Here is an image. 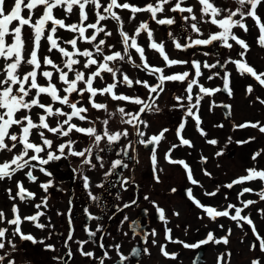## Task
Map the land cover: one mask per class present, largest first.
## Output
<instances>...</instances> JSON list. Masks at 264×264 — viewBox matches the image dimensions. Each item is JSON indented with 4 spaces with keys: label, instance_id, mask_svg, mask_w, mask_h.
<instances>
[{
    "label": "snow or ice",
    "instance_id": "snow-or-ice-1",
    "mask_svg": "<svg viewBox=\"0 0 264 264\" xmlns=\"http://www.w3.org/2000/svg\"><path fill=\"white\" fill-rule=\"evenodd\" d=\"M233 2L236 5L234 8L219 5L216 0H155L154 3L148 2L143 6L132 0H0V154H11L10 160L0 163V182L13 181L16 188L14 193L11 187L6 188L8 199L12 202L11 217L5 210L0 209V225H4L0 226V252H3L0 254V264H16L11 253L3 251L6 247H10L12 252L17 251L16 238L21 242L40 244L48 252L57 251L54 244L45 243V239L38 240L33 234L25 233L22 225L28 222L39 230L54 228L46 210L49 208L50 189L56 186L53 173L47 166L69 160V157L79 158L78 169H72L74 178L79 176L88 199L101 210L102 214L94 215L85 207L84 214L87 221L97 223L94 228L86 223L83 230L87 239L75 240L73 201L70 199L67 212H57V215L67 216L69 230L63 241L67 251L63 256L53 255L52 261L55 264H70L74 253L69 242L75 243L79 255L87 258L92 264L112 261L110 252L113 249L119 258V264H125L133 257L139 260L142 254L151 255L148 247L133 248L130 256L124 255L119 243L105 242L106 237L111 235L104 228L105 216L113 219L118 213L137 205V199L122 205L114 204L109 208L104 198L92 191L93 184L90 177L85 174V169L92 171L98 166L103 169L105 162L101 153L111 152L114 147L118 148L116 154L123 158L113 160L104 177L107 179L118 176L119 180L116 183L122 191H128L134 181L116 170L128 169L130 165L125 162L126 160H135L139 163L136 155L137 145H142L146 149L152 146L150 161L153 179L156 183H160L158 172L162 169L157 167V148L161 141L166 139L165 134L169 129L164 128L158 134L148 136L141 126L146 129L150 125L142 116L146 112L161 111L156 101L165 92L167 83H186L184 89L186 95H174L173 99L176 103L171 109L183 111L181 122L175 132L179 143L172 144L164 158L169 164L181 166L191 185L203 188L200 181L194 178L190 165L183 159L173 158V151L183 146L195 147L194 143L184 135L189 118L194 121L200 136H208L202 127L201 102L205 97L214 96L221 91H226L231 96L232 88L230 72L225 70L221 77L220 71H215L205 77L202 69L211 71L218 66L226 69L227 64L231 63L235 65L236 71L241 76L253 78L261 88H264V72L257 71L245 58L251 50V45L234 31V29L242 30L244 34L250 35L252 28L255 27L258 31L256 43L264 48V0H233ZM121 11L129 13V22L136 20L137 14L148 13L156 25L167 26L169 29L167 35L178 51L188 52L197 48L215 46L218 42L221 47L229 50L233 49L234 44L238 45L242 49L238 53L240 58L229 57L223 63L219 59L215 63H208L171 58L166 51L165 42L154 39L153 30L147 20L140 21L134 32L130 34L124 27ZM73 17L76 22H67ZM249 20L253 23L249 24ZM110 21L116 23V33L108 29ZM204 25L215 26L218 30L209 31L205 36ZM172 26L182 29L181 38H177L171 30ZM61 30L69 34V38H65ZM142 34H146L149 41L147 48L155 51L162 58L163 67L154 66L149 62L146 48L138 41ZM114 35L118 39L113 42L111 38ZM117 44L120 45L119 48ZM201 54L209 56L212 53L205 51ZM134 55L138 56L139 63L134 59ZM126 64L147 73L149 77H155V80L150 82L131 77L124 70ZM178 66H189L194 71H177ZM109 76L111 82H108ZM216 77L223 80V89L209 88L201 82V78L213 80ZM101 81L103 86L100 85ZM121 85L128 89H134L135 86L146 89L149 94L147 100L139 95L130 96L120 92ZM195 89H198V92ZM246 92L248 94L254 92L251 84L247 86ZM100 97L139 107L133 112L118 106L116 112H109L108 104L100 101ZM256 100L264 105V99L257 96ZM213 107H216L215 102L210 104L209 109ZM223 107L230 110L231 106L223 105ZM92 111L96 115H91ZM101 113H107V118H101ZM116 113L120 115L121 124L130 125L134 132L130 133L127 128L110 130V120ZM230 114L229 111L228 115ZM216 127L222 128L224 125L218 124ZM233 128H252L264 134V123L260 121L234 124ZM133 135L136 137L135 140L132 139ZM81 136L91 140V144L83 149L78 148ZM255 139L249 137L246 140H237L235 143L244 145ZM122 140L126 142L121 143ZM228 140L229 143L233 142L231 137ZM206 143L215 146L218 140L206 139ZM223 154L224 151L221 149L215 155L219 157ZM262 154L264 149L257 150L252 154V160L257 161ZM201 161L206 163L207 157L201 156ZM36 171L48 179L41 181L40 177L34 174ZM245 172L246 175L239 176L226 185H217L214 191H204L205 196L216 197L221 192V188L231 190L240 186L237 199L241 206L229 203L225 208L219 209L202 203L194 195L192 187L185 189V195L211 221L228 218L241 229L245 225L249 226L255 237L249 250L256 251V241H258V250L261 253L260 256L253 258L250 264H264V236L258 231L251 214H242L251 206L264 202V169L254 166L245 169ZM203 174L209 178L212 176L207 169H203ZM19 176L24 177L32 185H38L45 195L38 197L36 192L30 191L25 186V179H20ZM253 182H257L256 187L251 186ZM94 187L108 191L105 183L96 184ZM56 190L62 191V189ZM171 191L175 193L177 189L172 188ZM246 194H255L259 200H241L240 198L245 197ZM37 199L39 203H36ZM115 199H121L119 192L116 193ZM143 199L154 206L158 220L164 225V239L167 241V243H159L156 239L158 232L152 229L151 232L144 231L143 244H149L151 237V245L159 244L160 254L164 258L176 261L179 257V253L168 250V244L182 245L185 249H200L210 243L215 245L229 243L231 228L227 229V235L219 238L209 231L206 238L195 243L174 238L173 229L168 227L170 221L165 209L155 201H151L148 196H144ZM225 199H227L226 195ZM21 204L33 206L36 209L35 213L22 215ZM257 212L264 216V208L257 209ZM144 213L147 214V209H144ZM172 215L179 217L180 213L173 211ZM42 217L47 219L48 223H44ZM128 220L129 217L124 215L118 230ZM130 227L134 234H139L138 230L141 226L138 221H133ZM219 227L224 228V225L220 224ZM185 231L187 232V229ZM52 234L49 232L47 239H51ZM123 234L128 235L127 232ZM90 244L97 246L101 254L97 255L94 251L87 250L86 245ZM231 255V252L221 253L217 257V264H229ZM199 260L198 255L193 264H197Z\"/></svg>",
    "mask_w": 264,
    "mask_h": 264
},
{
    "label": "rangeland",
    "instance_id": "rangeland-1",
    "mask_svg": "<svg viewBox=\"0 0 264 264\" xmlns=\"http://www.w3.org/2000/svg\"><path fill=\"white\" fill-rule=\"evenodd\" d=\"M218 1H222V0H218ZM132 2L137 3L140 6H143L148 2L154 3L155 0H132ZM120 15L124 19L125 29L130 34L134 32L136 26L139 24L140 21L147 20L150 28L153 30L154 39H156L158 42L159 41L165 42L166 51L170 54L171 58L187 59V56H184L180 51L174 48L172 41L167 35L169 29L164 28L163 26L160 25H156L155 22L150 19L148 13L137 14V19L131 22L128 21L129 13L127 11H121ZM67 22H71V19ZM108 29L116 33V29H117L116 23L114 21L108 22ZM171 30L174 32L175 30H177V27L176 28L172 27ZM203 31L205 33V36H207L209 31H215V26L204 25ZM66 34L67 33H64V36ZM174 34L177 36V38H181L179 33L176 34L174 32ZM193 36L195 38V34H193ZM257 36H258V31L256 33V37ZM111 39L114 42L116 39H118V37L114 35V37ZM138 41L146 48L149 61L150 63L152 62L151 63L152 65L164 64V62H162L159 59L155 51L151 50L150 48H147L149 41L147 39L146 34H142L141 37L138 38ZM81 46L83 47L84 45ZM119 47L120 45L117 44V48ZM259 48L260 47H258V44H256L254 64L257 68V71L264 72V48H260V49ZM195 57L196 55L193 56V59ZM200 57H202V54H200ZM200 57L199 59H201ZM211 58L213 60H216V58H219V56L217 57L209 56L208 59L211 61ZM125 67H127V69L130 70V66L128 64L124 65V70ZM183 69H184L183 66H178L176 68L177 71H181ZM236 78L238 77L234 75V80H235L234 89L236 94L233 101L235 117H236V119L233 118L234 123L240 122L245 119L260 121L264 123V105L260 104L256 100L257 96H259L261 99H264V89H262L259 85L256 84L258 88L254 89L253 94H248L245 91V88L243 87L244 84V82H242L243 78L241 79L239 78L236 79ZM166 87L167 85H165V89ZM250 101H252L253 104H249ZM158 102H159V106L161 107L160 108L161 111L158 114V117L150 118L147 121L150 126L154 127L153 129L150 127L145 129L147 135L148 132L149 133L157 132L158 134L159 127L162 128L164 126H167L168 123L172 120L174 122L176 111L171 109L173 104H175L176 102L170 99L169 95L167 94V90L166 92L160 95ZM105 117L107 118V113L105 114ZM110 122L111 123L109 124V126L111 128L113 127V124L115 123L118 124L119 114L116 113V115L110 120ZM227 126L228 125L226 124V127ZM168 135H170V133H168L165 136L167 139L170 138V136ZM249 137H255L256 139L255 141L249 144L239 145L237 151L235 152H232L231 149H229L228 152L224 153L222 156L219 157L215 156L214 149H212L211 147L208 148L204 144L203 140H200L198 138H195L194 140V144L196 145L195 148L184 152H175L176 154H178V157L180 159L187 156V163H189L193 169L194 178L198 179L200 181V184L203 185V188L192 185L196 189L195 196L198 197L199 199L201 198L202 203L210 204L219 209L225 208L229 203L236 204L237 206H241L240 201L237 199V192L240 186H236L234 187V189L231 190L227 188H221V192L218 193L216 197H207L204 195V191L205 190L214 191L217 185H221V186L226 185L231 182L232 178L246 175L245 169L249 167L255 166L257 168L264 169V154H262L261 157H258L257 161L252 160V154L254 152L260 149H264V134H261L258 130L255 129L252 131L250 130L244 133H240L238 137L232 136V139L238 138L239 140H246ZM235 140L232 141L235 143ZM88 142L90 143L91 140L88 139ZM165 144H166V139L161 141V144L157 148V160H158L157 167L158 169H162V171L158 172L161 182L156 183L155 181L154 183L149 173L145 174L144 179L141 181L142 183L141 187L143 188V191L141 193H143V196H148L150 199H156L161 204H163V206L167 211L166 216L170 221L168 227L173 229L174 238L183 240L185 242L187 241L188 243H195L201 239L206 238V235L209 231L213 232L214 235L217 238H219L221 236L227 235V229L229 228L232 229V234L229 236V243L227 245H223V244L215 245L211 243L206 245L205 247L206 251L205 253H203V259L205 261V264H215L217 262V257L221 253H225V252H231L232 254L229 260V264H250L251 260L257 256H260L261 253L258 250V241H256L257 250L256 251L249 250L252 242L255 241V237L253 236V233L249 228V226L245 225L244 228L241 229L236 226V223L234 221H231L228 218H218L216 221H211L201 210L197 209L189 199L187 200L184 199L179 192L173 193L171 191V188L173 186H177L176 183L178 181L177 179H175V177H179V176L181 177L183 172L182 173L178 172V170L175 168L173 164H169L165 160L164 155L166 153L165 150L167 149ZM101 146H103V144ZM81 147L82 146L79 144L78 148L81 149ZM219 148L221 147L219 146ZM204 149H208L210 151L209 162H212L211 164L207 163L206 166H203L201 164V156L205 157V154L201 153L203 152ZM117 151L118 149L114 147L113 151L107 152L105 156L102 154V156L104 157V162L105 163L107 162V165L110 164V162L116 155ZM137 154L140 159V162L143 163L142 168L149 170L148 168L149 166L147 164V160H148L147 152L143 151L142 149H138ZM149 155H151V153ZM215 160L219 161L220 163V168L218 169L215 168L214 165ZM107 165L103 169L99 168L98 166L95 170L87 172L90 175L91 182L93 184L92 191L94 193L97 190V188H95L94 186L100 182L102 177L101 173L105 171ZM203 169L211 170L212 172L211 178L203 174ZM212 178H214L215 180H213ZM188 183L190 182L187 180V185ZM4 185L5 184L3 183L0 184L1 187L0 206L7 209L6 207L7 204L5 203L6 200L4 199V194H3ZM251 186L256 187L257 182H253ZM30 188L33 189L34 187L31 186ZM14 189L16 191L15 183H14ZM152 193L155 195L154 197L152 196ZM225 195L227 196V199H225ZM131 196H132V191L130 189L127 200L131 199ZM240 199L259 200L258 196H256L255 194H246L245 197H241ZM212 201L215 203H212ZM20 207L22 214L24 212L25 214L29 215L34 212V210L32 209L33 206L31 205L21 204ZM55 208L56 207H53V209ZM262 208H264V202H259L256 205L251 206L249 209H246L245 213L242 214L250 213L251 217L254 220V223L257 226L258 231L262 236H264V216H261L257 212V209H262ZM173 211L179 212L180 216L177 217L172 215ZM131 213H129V211H127L126 213V215L129 217L128 221H131L135 217V214H131ZM201 216H203L204 218L201 219L200 218ZM220 224H223L224 228H220L219 227ZM150 225H151L150 230L156 229V231L158 232V236L156 237L158 242L159 241L167 242L164 239L163 223L161 221L156 223V221L152 219ZM177 225H179V227H177ZM185 229H187V232L185 231ZM127 233H128L127 236H125L123 233L120 232H112L111 235V239L113 241L112 244L119 243L122 246L121 251L124 255L136 242V239L131 236L129 231ZM64 234L66 235V230ZM83 238L84 236L82 232L75 233V240H81ZM151 239L152 238L149 237V244L145 245V247L149 248L151 255H143L139 260L140 264H164L162 263L164 257L160 254L159 246H157L158 244L156 246L151 245ZM15 242L17 244V249H18L17 251L12 252L10 247H6V249L3 251L10 252L11 256L14 257L16 260V264H26L27 262H29V260L26 259V255H27V251L29 252L30 248L27 245H25L23 242H21L19 238H16ZM126 247L127 249L124 250ZM96 251L99 252L97 249ZM176 252L179 253V255L182 254L183 257L181 259L178 258V260L176 261L170 260L169 261L170 263L168 264H190V258L192 260V258L194 257L195 249H187L186 251V249L183 248L182 245H180V248ZM0 254H3V252H0ZM75 255L76 257L78 256L77 259L80 264L88 263V259L83 258L82 256L79 255V253ZM111 255L113 257L112 261H114L117 257L114 249L111 250Z\"/></svg>",
    "mask_w": 264,
    "mask_h": 264
},
{
    "label": "flooded vegetation",
    "instance_id": "flooded-vegetation-1",
    "mask_svg": "<svg viewBox=\"0 0 264 264\" xmlns=\"http://www.w3.org/2000/svg\"><path fill=\"white\" fill-rule=\"evenodd\" d=\"M216 2L219 5H228V6L233 7V8L236 7L233 0H222V1L216 0ZM170 15H175V14L170 13ZM71 22H76L75 17L71 18ZM248 23L252 24L253 22L251 20H249ZM163 27L168 28L167 26H163ZM172 27H175V26H172ZM181 30L182 29L177 28V30H175L174 32L176 34L179 33V35H180ZM217 30L218 29L215 28V31H217ZM234 31H236L237 34L240 35L242 38L246 39L247 42L251 45V50L249 51V53L247 54V56L245 58L248 60V62L254 68H256L254 62H255V49H256V44H257L256 43L257 30L255 29V27H253L250 35L244 34L242 32V30L234 29ZM61 32L64 35L62 30H61ZM65 38H69V34H66ZM205 50L207 52L212 53L209 56H213V57L219 56V58H216V60L219 59L222 63L225 60H227L229 57H231L232 59H239L240 57H239L238 53L240 51H242V49H240V47L238 45L234 44L233 49L229 50V49L221 47L219 45V43L217 42L215 46L197 48L195 50H189L188 52H181V51L180 52L184 56H187L188 60L197 59L199 61H207L208 63H215L216 60H213L211 58V61H210L208 59L209 56H203L202 55V57H200V54L202 52H205ZM193 51L195 54H193ZM157 55H158L159 59L163 62L162 58L159 56L158 53H157ZM195 55H196V57L193 59V56H195ZM199 57L201 59H199ZM134 59H136L137 63H139L138 56L135 55ZM129 66H130V70H128L127 67H125V71H127V73L131 77L146 79V80H149L150 82L155 80V77H149L147 75V73L140 72L139 70L133 68L131 65H129ZM154 66L163 67L164 64L163 65L162 64H156ZM183 67H184L183 70L194 71V70H191L189 66H183ZM225 70L231 73L230 87L232 88V95L229 96L226 91H221V92H217L214 96L205 97V99L201 102V118L203 121L202 127L208 133V136L207 137L200 136L199 132L196 130V128L194 126V121H192L190 118H189V123L186 125V129H185V133H184L185 138L190 139L193 143H194L195 138L203 140L204 144L208 148L211 147L212 149L215 150V154L217 151H220L221 149H223L224 153L228 152L229 149H231L232 152L237 151L239 144L234 143V142L229 143L228 138L229 137L232 138V136L238 137L240 133H244V132H247L250 130L251 131L255 130L252 128L234 129L233 128L234 124H241V123L248 122V121L256 122L255 120L245 119V120H242L240 122L234 123V119H236L235 111H234V103H233L235 95H236L235 89H234V84H235L234 75L236 77H238L239 79L243 78L242 82H244L243 87L245 88V91H246V88L249 84H251L254 89L258 88L257 87L258 84L254 81L253 78H251L249 76H241L236 71L235 65H233L231 63L227 64L226 69L220 68L219 66L217 69H213L211 71L208 69H202V71L205 74V77L207 75L211 74V72H215V71H220V75L222 77L224 75ZM128 71L131 73H129ZM238 78H236V79H238ZM108 82H111L110 76L108 77ZM201 82L206 87H209V88H221V89H223V80L220 77H216L213 80H207L206 78H201ZM100 85L103 86L102 81L100 82ZM166 85H167V87H166L167 94L169 95V97L172 101L174 100L173 99L174 95H176V96L186 95V93L184 92V89L186 87V83L180 84V83L170 82V83H167ZM262 89H264V88H262ZM166 90H165V92H166ZM119 91L126 94V95H130V96L139 95L141 98L146 99V100H147V97L149 95L148 91L146 89L140 87V86H135L134 89H128L127 87L121 85L119 87ZM195 91L198 92V89H195ZM153 96H155V94H153ZM99 100L108 104L109 112H116V108L118 106H123L126 108V110L133 111V112H135L139 107V106L127 104L125 102H114V101H111L110 99H107L105 97H100ZM212 102H215L216 107H213L210 110L209 106H210V104H212ZM149 103H151V101H149ZM156 103L159 106L158 100L156 101ZM249 104H253V102L250 101ZM223 105H230L231 106L230 110L224 108ZM224 110H226V112H224ZM175 111H176V113H175V117H174V122L172 120L168 123L167 126H164L162 128H160V127L158 128V133L160 130H162L164 128L169 129V132H167L165 134V136H166L168 133H170V135H168V136H170V138H168V139L166 138V144H165V146L167 148L165 150L166 152L171 147L172 144H174V143L178 144L179 143L178 139L176 138L175 132H176V128L178 127L179 123L181 122L183 111L182 110H175ZM229 111L231 113L230 115H228ZM159 113L156 114L155 111L146 112L145 114H143L142 118L148 121L150 118L158 117ZM90 114L96 115V113L94 111H92ZM105 114L106 113H101V118H106ZM218 124H223L224 127H222V128L216 127V125H218ZM226 124L228 125L227 127H226ZM149 127L152 129L154 128L152 126H149ZM109 128L112 131L122 130L123 128H127L130 133H131V130L133 132V128L130 125L121 124L120 115H119L118 124L115 123V124H113L112 128L110 126H109ZM141 128L143 131H145L143 126H141ZM154 134H157V132H155V133H149L148 132V136H151ZM79 139H80L79 144L82 146L81 149H83L84 147H87L89 144H91V142L90 143L88 142L87 137L81 136V137H79ZM132 139L133 140L136 139L135 135L132 136ZM206 139H216V140H218V144L215 146L209 145L206 143ZM232 140L237 141L239 139L234 138ZM125 142L126 141H123V140L121 141V143H125ZM79 144H78V147H79ZM219 146L221 148H219ZM136 147H137V151H138V149H142L143 151L147 152V155H148L147 164L149 166L148 167L149 170L142 168L143 163L140 162V159H139L137 153H136V155H137V158L139 160V163H136L135 160H126L125 162L129 163V165H130L129 168L128 169H119L118 168L116 171L118 173L122 172L123 176H125V177H131L132 180L134 181V183L129 186L128 191H122L119 187V184L116 183L119 180L118 176L108 177L107 179L104 177V173L111 167V162L113 160L123 158L122 156H118L116 154L114 156V158L112 159V161L110 162V164L107 165V162L105 163V166L107 165V167H106L105 171H103L101 173L102 177H101L100 182L97 183V184L105 183L108 191H106L105 189L97 188L96 192L94 193L96 195L102 196L104 198V200L106 201L107 205L109 206V208H111V206L114 204L122 205L123 203L129 202L132 199H137V205H134L131 208L125 209L124 212H122V213H118L113 219H108L107 216H105V219L103 221L104 228H105V231L107 233H110L112 235V232L125 233V232L129 231L131 236L136 239V242L132 245V247L128 250V252L125 253V255H129V256L131 255L133 248L145 247L140 236L134 235L129 230V224L131 222L135 221L137 219V217H140L139 224H140L141 228L144 231L151 232L150 222L152 221V219H154L156 221V223L159 222L154 206L148 200H144L143 199V197H144L143 193H141L143 191V188L141 187V184H142L141 181L144 179L145 174L149 173L151 179L155 183V180L153 179V171H152V165H151L150 155H149L151 152L146 151L142 145H137ZM195 147H196V145H195ZM190 149H193V148H188L186 146H183V147H179V148L175 149L173 151L174 159L179 158L178 154H176L175 152H184V151H187ZM201 153L205 154V157H207V162L204 163L201 161V164L203 166H206L207 163L211 164L212 162H209L210 151L208 149H204L203 152H201ZM102 154L105 156V154H107V152L101 153V155ZM10 159H11V154H8V153L0 154V163H2L4 160H10ZM181 159L185 160V162L187 163V156H185ZM214 165H215L216 169L220 168L219 161L215 160ZM78 166H79V158H74V157H69V160H62L59 162H55L54 164H52L50 166H47L49 168V170L53 173V180H54V184L56 186L54 189H50L49 208L46 210L47 215L51 217V223H52V225H54V228L39 230V229L34 228L30 223L25 222L22 225V230L25 233L33 234L38 240L39 239H45V243L54 244L57 248V251L56 252H48V251H45L43 246L40 244L33 245V244H31V242H23L25 245H27L30 248L29 252L27 251V255H26V259L29 260V262H27L26 264H55V262L52 261L51 257L53 255L63 256L65 254V252L67 250L63 246V241L67 237L69 225H68V221H67V216L66 215H57V212L59 211L61 213H66L67 209L69 207L68 202L70 199H72V201H73V216H74V228H75L74 239H75V233L76 232H82L84 238L81 240L87 239L86 233L83 230L84 225L86 223H88L90 225V227L94 228L96 223H97L96 221H91V222L87 221V218L84 214V208L85 207H87L89 209V211L92 212L94 215H101L102 214L101 210L99 208H97L96 205L93 204L88 199L87 194H86V192L82 186V180L79 178V176L77 175L74 178V174L72 172V169H78ZM174 166L178 170V172H181V173L183 172V174L181 177L180 176L175 177V179H177V181H178L176 183L177 186H173L172 188H176L177 189L176 192H179L180 195L184 199L187 200L188 198L185 195V189H187L188 185H189V187L193 188L194 195L196 193V189L194 188V186L190 185V183H188V185H187V176H186L184 169L181 166H176V165H174ZM190 167H191V165H190ZM207 171H209L212 174L210 169H208ZM87 172H90V171H88L86 168L85 174H87L90 177V175ZM34 174L38 175L40 177L41 181H45L46 179H48V178L44 177L43 174L39 173L38 171H36ZM18 178L25 179L22 176H19ZM236 178H232V180H234ZM212 179L215 180L214 178H212ZM1 183L5 184L3 186V189H4L3 194H4V199L6 200L5 203L7 204L6 205L7 209L3 208L2 206H0V209L5 210V212L8 214V216L11 217L12 202L9 201V199H8L6 188L11 187L13 189V193H14L15 192L14 182L13 181H5V182H0V184ZM113 184H115V186H112ZM27 185H28V187L29 186L34 187L33 189H31L29 187V190L36 192L38 197L45 195V193H43V191L38 187V185H32L25 179V186L27 187ZM0 189H1V187H0ZM56 189H62V191H59ZM130 189L132 191V196H131V199L127 200V197L129 196V190ZM117 192L120 193V196H121L120 200L115 199ZM152 196L154 197L155 195L152 193ZM150 200L155 201L157 205H159L160 207L165 209L163 204H161L158 200H156V199H150ZM200 200H201V198H200ZM36 201H37V203H39V199H37ZM212 203H215V202L212 201ZM52 206L56 207V208L53 209ZM32 209L34 210V212L32 214H34L36 209L34 207H32ZM144 209H147V214L144 213ZM127 211H129V213L132 212L131 214H135V217L131 221H126L124 223V225L118 230V226L120 225V220L123 219V216L126 215ZM165 211H166V209H165ZM32 214H29V215H32ZM22 215L27 216V214H25L24 212ZM166 215H167V211H166ZM41 219L44 223H48L47 219H45L43 217ZM0 226H4V225H0ZM65 230H66V235L64 234ZM49 232L53 233L51 239H47ZM111 235L106 237L105 242L107 244L113 243V241L111 239ZM159 242L160 243H167V242H162V241H159ZM69 243L71 244L72 251L74 253V257L70 261V264H80L78 259H77L78 256L76 257V255H75L78 253L76 251L77 245L73 242H69ZM157 246H159V244ZM205 247H206V245L202 246L200 249H195L194 257L199 250H202L203 253H205V251H206ZM86 248L94 251L97 255L101 254V250L95 245H91V244L86 245ZM179 248H180V245H178V244H168V250L169 251L176 252V251H178ZM96 249L99 252H97ZM126 249H127V247L124 250H126ZM186 251H187V249H186ZM110 255H111V252H110ZM142 256H143V254L141 255V257ZM182 257H183V255L180 254L178 258L181 259ZM194 257L192 258V260L194 259ZM83 258H85V257H83ZM140 258H139V260H140ZM139 260H137L136 258L133 257L130 261H126L125 264H140ZM192 260L190 258V264H192ZM201 260H203L201 264H205L203 256H202ZM169 261L170 260L164 258L162 263L168 264V263H170ZM84 264H92V262L88 260V263H84ZM105 264H119V258L116 257V259L114 261H106ZM215 264H217V262Z\"/></svg>",
    "mask_w": 264,
    "mask_h": 264
},
{
    "label": "water",
    "instance_id": "water-1",
    "mask_svg": "<svg viewBox=\"0 0 264 264\" xmlns=\"http://www.w3.org/2000/svg\"><path fill=\"white\" fill-rule=\"evenodd\" d=\"M224 112H226V110H224ZM151 147L152 146H150L149 148H144L145 150H150L151 149ZM135 221H140V217H137V219L135 220ZM132 224V222L129 224V230L133 233V230H132V227H130V225ZM138 232H139V234L137 235V234H134V235H137V236H140V238H141V240H142V236H143V234H144V230L142 229V228H140L139 230H138ZM142 242H143V240H142ZM199 255V257H200V260L199 261H197V264H201L202 263V260H201V258H202V256H203V251L202 250H199L198 252H197V254L195 255V257H194V259L192 260V264H193V262H194V260H196V258H197V256Z\"/></svg>",
    "mask_w": 264,
    "mask_h": 264
}]
</instances>
